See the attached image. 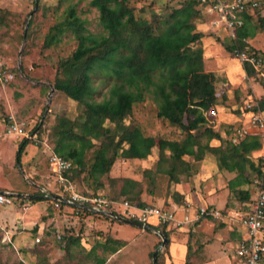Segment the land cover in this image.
<instances>
[{
	"label": "rangeland",
	"instance_id": "374dc122",
	"mask_svg": "<svg viewBox=\"0 0 264 264\" xmlns=\"http://www.w3.org/2000/svg\"><path fill=\"white\" fill-rule=\"evenodd\" d=\"M91 1L0 0V66L4 77L7 75L8 78L4 80L3 77L0 81V145L3 147L0 146V187L17 195L12 206L0 208V211L10 210L17 214L18 218L14 221L6 212L4 219L0 220V264H89L81 247L77 246L80 250L76 251L74 248L65 250L64 242L56 236L70 231L75 233L79 228L83 235L81 243L86 250L94 243L109 237L125 242L119 253L110 259L108 257L106 264H152L154 253L157 264H176L169 248L171 244L179 243L190 244L186 262L197 264L200 259H205V255L196 247V233L175 229L167 231L166 227L159 226V232H165L168 238L163 246H159L161 240L157 234L137 228L136 232L130 229L133 233L128 235L126 227L110 216L76 211L65 205L55 208L49 200L42 203L30 200V196L41 194L40 189L53 194L60 193L46 160L53 147L52 131L60 118L82 119L84 111L82 104L72 101L53 88L59 61L69 57L77 47L74 33L66 29L57 36V43L49 47L45 46L46 39L54 34L51 30L54 24L65 27L62 22L68 19L67 12L70 9L83 22V34L94 37L103 35L99 12L91 5ZM254 1L259 4V9L250 21L251 26L255 27V34L245 40V46L241 50L260 59L259 70L253 69V74L245 71L244 62L234 53L232 55L225 51L223 45L230 44L231 39L225 31L214 30L210 26L209 17L200 12V20L195 24L196 31L203 34V38L196 44V47L202 49L203 71L214 76V89L217 93L215 104L210 107L216 112L215 117H209L210 108L198 113H193L191 109L190 115L193 118L200 115L204 118V124L194 133L201 147L220 145L221 150L225 151L237 145L239 141H235L230 133L232 126L250 127L247 115L241 119L246 113L245 103L249 102L258 108L259 102L264 98V25L261 26L258 20L261 14L264 15V0ZM183 2L184 0H127V5L133 9L136 18L152 22L153 26L162 29L173 11ZM228 66L235 74L230 76L238 80L237 82L229 79L226 71ZM90 77L94 89L91 99L99 102L108 98L115 78L98 69L94 70ZM143 98L142 102L133 105L131 113L123 120L124 125L138 128L144 137L154 138L156 144L160 139L181 141L186 137L185 132L157 116L158 103L151 92H145ZM224 114L234 116L236 122L224 120ZM9 117L25 122L27 130L35 132L37 137L36 141L24 138L29 146L20 154L18 147L23 141L22 138L3 134L5 121ZM106 125L113 126L109 123ZM209 126L220 136L219 141L208 139L205 130ZM263 152H251L249 160L256 166L258 159L264 158ZM162 156L169 158V152L165 151ZM218 156L219 154L212 150H205L199 162H194L191 156L184 157L186 162L192 164V169L188 172L180 171L177 175L179 184H176L162 172L169 168L170 163L168 160L160 162L161 154L156 145L143 160L117 158L110 172L97 182L91 178L82 179V174L72 175L71 184L81 194H99L110 200L121 201L127 199L126 196L120 195L124 186L123 179H129L135 182L131 184L128 196L132 201L150 206L160 203L166 206L173 204L168 210L175 207L180 211L186 203L194 206L192 196L202 199L218 197L222 192L224 196L229 192L228 181L235 178L237 173H229L220 168L217 165ZM210 164L211 172L204 173L202 169ZM246 168L245 178L248 184L243 185L241 189L247 190L250 196L254 197L256 172L248 165ZM220 177L222 182L217 184V178ZM228 194L226 209L229 213L232 208L241 206L243 201L231 192ZM27 213H35L32 224L43 223L41 234L28 229L24 222L19 220ZM19 235L27 236L29 243L25 247L14 245L13 239ZM37 237L39 242L36 243ZM203 243H207L206 239ZM215 247L216 244L212 249ZM217 264H225V259L220 258Z\"/></svg>",
	"mask_w": 264,
	"mask_h": 264
},
{
	"label": "trees",
	"instance_id": "16d2710c",
	"mask_svg": "<svg viewBox=\"0 0 264 264\" xmlns=\"http://www.w3.org/2000/svg\"><path fill=\"white\" fill-rule=\"evenodd\" d=\"M91 5L99 12L103 35L94 37L83 34V22L70 9L67 12L68 19L62 22L65 27L54 24L51 28L54 34L46 39L45 46L49 47L57 43V36L66 29L74 33L77 47L69 57L59 61L53 88L82 104L84 109L82 119L58 120L52 131V150L72 162V168L65 175L70 182L72 175L82 174V179L91 178L97 182L110 172L117 158L143 160L157 145L161 154L160 162L168 160L170 163L169 168L162 172L173 181L176 179L173 173L177 168L186 165L183 156L193 153L194 149L202 153L197 137L191 131L204 124V118L201 115L193 118L191 109L193 113L208 110L216 99L214 76L203 71L202 49L196 47L203 38V34L195 28L201 17L198 4L195 0H184L162 29L153 26L152 22L136 18L127 0H92ZM253 15H244V25L237 30L236 39L223 45L226 52L233 55L235 49L241 51L245 40L254 36L255 27L250 24ZM263 19L264 15L261 14L258 18L261 26L264 25ZM244 68L248 74L254 73L247 63H244ZM97 69L115 78L108 98L99 102L91 99L94 89L90 74ZM147 91L158 103L157 116L185 132L183 140L160 139L156 144L154 138L144 137L138 128L123 124L133 105L142 102ZM258 105L264 111V98ZM106 123L113 126H107ZM205 133L209 139H219L211 129L206 128ZM27 143L23 139L19 154ZM259 147L260 143L255 138L243 140L225 151L220 147H207L219 154L217 161L220 167L237 173L228 187L239 199H244V196L245 200L249 199L247 190L240 189V186L248 183L245 178L246 165L256 172L259 182L257 189H264V158L258 159L256 166L248 158ZM165 151L169 152V158L162 156ZM123 181L120 195L126 196V200L131 203L145 206L128 197L131 184L135 182L129 179ZM30 200L38 202L43 199L31 196ZM162 234L167 240L166 233ZM60 240L67 244L72 241V237L63 235ZM121 246L117 242V247L110 250L111 253ZM103 262L101 260L97 264Z\"/></svg>",
	"mask_w": 264,
	"mask_h": 264
},
{
	"label": "built area",
	"instance_id": "2783aa9c",
	"mask_svg": "<svg viewBox=\"0 0 264 264\" xmlns=\"http://www.w3.org/2000/svg\"><path fill=\"white\" fill-rule=\"evenodd\" d=\"M201 13L209 17L210 26L214 30H223L229 39H236L237 30L244 25V15H252L259 4L254 0H195ZM236 57L247 63L252 69L258 71L260 59L254 55L247 54L245 51L235 49L233 52ZM4 77V72L0 66V81ZM7 75L4 80H7ZM210 108L209 117H215L216 112ZM245 112L248 113V125L260 132L264 138V111L253 107L249 102L245 103ZM248 133V129L240 127L235 129L233 139L239 141ZM5 136H15L36 141L35 132L27 130L26 123L8 118L3 132ZM47 162L51 174L55 177V182L59 186V197L64 198L67 205L73 206L77 211H89L103 214H114L120 218L138 222L142 225H151L154 221L156 225L173 228L179 231L194 232L195 226L205 219L216 222L227 223L236 221L244 231V237L234 249L233 256L238 264H264V189H257V196L251 204L248 212L238 218L225 215L223 211L207 206H192L186 203L179 211V208L165 210L155 206H139L127 200H110L103 195L88 196L77 192L70 180L65 176L67 171L72 168V162L56 155L52 150L47 154ZM255 185L259 184L256 180ZM47 196V195H45ZM16 195L8 192H0V208L12 206ZM54 206L58 207L60 200H53ZM61 239V235L57 236ZM36 243L39 242L37 238Z\"/></svg>",
	"mask_w": 264,
	"mask_h": 264
},
{
	"label": "crops",
	"instance_id": "0c3cea01",
	"mask_svg": "<svg viewBox=\"0 0 264 264\" xmlns=\"http://www.w3.org/2000/svg\"><path fill=\"white\" fill-rule=\"evenodd\" d=\"M226 71H227V74L229 76V79L232 82H237L238 81V80L237 81L234 80L230 76V75L235 76V74L232 73L231 69H229V66L226 67ZM214 91H215V89H214ZM216 94L217 93L214 92V96L215 97H217ZM245 115L248 116V113L246 112L245 114H243V118H241V119H244V116ZM223 118H224V120H227L230 123H235L236 122V118L234 116L232 117L230 115H225L224 114L223 115ZM237 121H238V119H237ZM233 127L234 126H232V129H231V132H230L231 133V136H234L235 129H238V128L242 127V125L241 126L239 125V126L234 127V128ZM207 128L208 129H211V130H214V129L211 128V126H209ZM247 129H248L247 135L244 138H242L241 140H239V142H241L243 140H246V139L255 138L260 143V147L258 149H256V150H253L252 152H263L264 151V138L261 137L260 132H258L253 127H249ZM196 131L197 130L191 131V133L194 134V133H196ZM213 133H216V132H213ZM207 137H208V135H207ZM209 140L219 141L220 140V136H219V139L213 138V139H209ZM0 146L2 147V144ZM27 146H29V145L26 144L24 148H26ZM219 146H215V147L207 146V147L216 148V147H219ZM207 147H201L203 149V150L201 149V152H202L201 154L197 151V149H194L193 153L187 154V155L183 156L182 157V160L186 163V165L177 168L176 174H175V172L173 173V175H174V177L176 179L173 180L172 182H174L176 184H179V181L177 180V178H179L177 176L179 174V172L180 171H182V172H188L189 170L192 169V164L186 162L183 158L186 157V156H191V158L193 159L194 162H199L200 160H202V158H203L202 156L204 155L205 150H208ZM50 150H52V149H50ZM18 151H19V147H18ZM263 154H264V152H263ZM46 160H47V158H46ZM217 163H218L217 165L220 167L219 162H217ZM220 168H222V167H220ZM211 170H212V165L211 164L210 165H205L204 168L202 169V171L204 173H207L209 171L211 172ZM224 170L227 171V172H229L226 169H224ZM229 173H231V172H229ZM221 176H223V175H221ZM217 179H218L217 184H220L222 182V177L217 178ZM233 179H231V180L228 181L227 186H229V183ZM244 185H246V184H244ZM242 186H240V189H241ZM227 188H228V191L229 192H227V194H225L224 196H223V193L224 192H222V195H219L218 197H214L213 196V197H208V198H202L201 199L200 197L192 196L191 197V198H193L192 204H194L195 207L196 206H207V207L217 208V209L223 211V213L225 215H228V216L233 217V218H238L240 216L245 215L248 212L251 204L254 203V201L256 199V196H257V186H256V192H255L254 197H251L250 194H249V199L248 200H245L246 199V196H244V199H242V198L240 199V200L243 201V203L241 204V206L232 208L231 211H229V213H228V210L226 209V207L228 206L227 205V203H228V196H229L228 193H230V190H229V187H227ZM58 189H59V187H58ZM181 189H183V187H181ZM241 190H243V189H241ZM40 191H41L40 192L41 194L39 195V197H40V199L42 198L43 200L42 201H38V203H42L43 201L49 200L53 204V199H51L52 195H56V196L59 195V194H53L52 192H49L48 190H44V189H40ZM0 192H8V193H11L12 191L7 190V189H3V188L0 187ZM45 195H47V196H45ZM66 205L67 204H65V207H68L69 206L70 208H73V206H71V205H67V206ZM147 205H149V204H147ZM152 206H155V207H158V208H162V209L168 210L170 207H172L174 205L171 204L170 206H166L165 204H163V203L161 204L160 203V204L152 205ZM59 207L60 206L55 207V208H59ZM2 208H4V207H1V209ZM6 212L8 214H10V218H13L14 221H17L18 220V218H16L17 214L12 213L10 210H7ZM6 212L4 210H1L0 211V220L1 219H4V217L6 215ZM30 212H32V211H30ZM82 212L92 213V212H89V211H82ZM34 214L35 213H33V214L30 213L28 215V213H27L26 215H24L21 218H19V220L21 222H24L25 227H27L28 229H32L33 232H38V233L41 234L42 233V230H43V226H42L43 223L42 224H37V223L32 224L33 221H34V219H35ZM15 218H16V220H15ZM119 223H121L122 226L126 227L127 230H125V231L127 232L126 234H128V235L131 234V233H133V231H135V232L137 231V228L138 227L132 226L133 228H131V226L130 225L128 226V224H124L122 222H119ZM31 225H34V226H31ZM150 227L158 230L157 228L159 227V225H156L154 221H151ZM162 227L165 228V226H162ZM130 229H133V231L130 232ZM138 229H142V228H138ZM169 229H171V228H167V231ZM142 230H144V229H142ZM177 231H179V230H177ZM81 232H82V230H81V228H79V230L77 232H75V233H73V232L70 231V232H66V234H62V235L61 234H57L56 236L61 235V237H62L63 235H66L67 237H72V241L71 242L68 241L67 244L64 242L63 249H65V250H69L70 249L71 250V249L74 248L75 251L76 250H80V249L82 250L83 249V251L85 252L84 253L85 257L89 260V264H97L101 260H104L103 264H106L108 262V260L111 258V256L119 253V251L121 250V248H123L125 246V242L124 241H122L120 239H114V238H110L109 237L108 239H105V240L102 239V242H96V243H94L91 247H89L86 250V248L83 246L84 244L81 243V239H83V235H82ZM195 233H196L195 236H196V243H197L196 244L197 245L196 247H197V249L200 252L202 251L204 253L203 255H205V259H203V258L200 259L199 261H197V264H217V262H218V260L220 258L225 259V264H238L237 261H235V259H234L233 252H234V249H235L236 244L240 240L243 239V237H244V231H243V229L240 227V225L236 221H231V222H227V223H222V222L219 223V222H216V221L211 220V219H205V220H202L201 222H199L195 226L194 232H192L191 234H195ZM11 237L8 239L9 241H10ZM204 239H206V241H207L206 244L203 243L204 242ZM160 240L162 241L161 237H160ZM167 240H168V238H167ZM167 240L165 239V241H167ZM188 241L189 240H187V242ZM117 242L121 243L122 246L120 248H118L115 252L111 253L110 250L115 249L117 247ZM13 243H14V245H16L17 247L20 248V247H25L29 243V240H28L27 236H25V235H19V236H15L14 237ZM160 244H161V242L159 243V246H160ZM214 244H216V247L212 249V247H214ZM77 246H79V248L80 247L81 248L79 249V248H77ZM61 249H62V246H61ZM169 250H170V253L173 256V258L175 259L176 264H187L186 258L188 257V253L190 251V244H188V245H185V244L183 245V244H180V243L179 244H171ZM178 250L180 252H178ZM98 251H99V253H98ZM152 256H153V254H152ZM108 257H109V259H108Z\"/></svg>",
	"mask_w": 264,
	"mask_h": 264
},
{
	"label": "water",
	"instance_id": "95a60500",
	"mask_svg": "<svg viewBox=\"0 0 264 264\" xmlns=\"http://www.w3.org/2000/svg\"><path fill=\"white\" fill-rule=\"evenodd\" d=\"M51 199L60 200V201H62L64 203H67V201L64 198H61V197L56 196V195H52ZM73 206L78 207L79 205L73 204ZM108 216H110L112 218H115L116 220H118L119 222H122L124 224H128L130 226L142 228L144 230L152 231V232L156 233L157 235H159L161 237L162 241H161L160 246H163L165 244L164 236L158 230H156V229H154V228H152L150 226L142 225V224H140L138 222H134V221H130V220H127V219H124V218H120V217H118V216H116L114 214H108ZM155 258H156V254H153V256H152V264H156V259Z\"/></svg>",
	"mask_w": 264,
	"mask_h": 264
}]
</instances>
